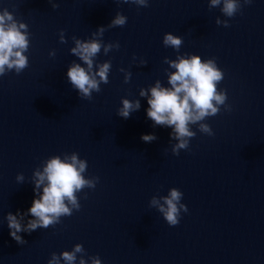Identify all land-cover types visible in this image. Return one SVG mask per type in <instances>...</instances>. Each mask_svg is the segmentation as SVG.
Returning a JSON list of instances; mask_svg holds the SVG:
<instances>
[{"label": "water", "instance_id": "obj_1", "mask_svg": "<svg viewBox=\"0 0 264 264\" xmlns=\"http://www.w3.org/2000/svg\"><path fill=\"white\" fill-rule=\"evenodd\" d=\"M0 264H264V0H0Z\"/></svg>", "mask_w": 264, "mask_h": 264}]
</instances>
